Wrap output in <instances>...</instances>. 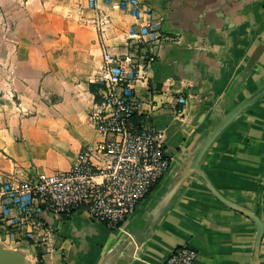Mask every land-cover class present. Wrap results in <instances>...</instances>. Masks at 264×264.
<instances>
[{"label":"crops","instance_id":"obj_1","mask_svg":"<svg viewBox=\"0 0 264 264\" xmlns=\"http://www.w3.org/2000/svg\"><path fill=\"white\" fill-rule=\"evenodd\" d=\"M140 1L163 32L176 37L159 45L148 77L134 86L141 117L166 134L169 167L115 229L82 210L50 217L54 248L38 264H161L181 245L196 250L194 264H264V230L256 248L254 221L205 184L256 214L264 227V95L208 147L199 163L203 176L190 168L214 127L264 84V49L246 71L264 43V0ZM86 2L0 0L3 175L67 170L84 145L100 139L88 120L96 89L90 77L103 44L117 54L131 50L129 31L137 21L116 0H97V9ZM101 11L109 24L99 31L93 20ZM178 96L185 98L181 114ZM9 248L24 249L34 261L24 247Z\"/></svg>","mask_w":264,"mask_h":264},{"label":"built area","instance_id":"obj_2","mask_svg":"<svg viewBox=\"0 0 264 264\" xmlns=\"http://www.w3.org/2000/svg\"><path fill=\"white\" fill-rule=\"evenodd\" d=\"M114 5L127 10L137 23L129 31V39L134 40L131 50L117 54L103 44L101 64L90 77L96 89L88 120L100 139L84 145L67 170L40 172L28 178L0 173V243L24 247L34 257L31 264H38L39 255L45 259V253L54 248L50 217L82 210L115 229L151 192L170 164L166 134L141 117L142 101L134 86L148 77L159 45L174 42L176 37L163 32L160 20L152 18L140 0H116ZM86 6L97 9V0H87ZM93 21L102 31L109 24V15L98 12ZM8 95L13 97V91ZM176 103L181 114L185 98L178 96ZM17 108L21 109L20 104ZM196 256L194 248L181 245L161 264H194Z\"/></svg>","mask_w":264,"mask_h":264},{"label":"water","instance_id":"obj_3","mask_svg":"<svg viewBox=\"0 0 264 264\" xmlns=\"http://www.w3.org/2000/svg\"><path fill=\"white\" fill-rule=\"evenodd\" d=\"M264 49V43L259 44L251 56L249 57L246 64V71L250 70L257 58L261 54ZM264 95V84L259 87L256 91L247 96L243 101L237 104L222 120L214 127V129L207 135V137L202 141L199 147L194 152L193 156L190 160V168L193 172L200 173L203 176V173L199 169V163L201 161L202 156L208 149V147L212 144L215 138L225 129V127L231 123L242 111H244L248 106H250L255 100ZM206 187L211 191V193L219 199L221 202L226 205L240 211L245 214L247 217L252 219L257 227V234L255 239V247L258 248L261 237L263 235V222L262 220L254 213L245 210L239 206L234 205L230 201H228L221 193H219L215 187L205 179ZM0 264H30L25 250L22 248H9L5 247L2 243H0Z\"/></svg>","mask_w":264,"mask_h":264},{"label":"trees","instance_id":"obj_4","mask_svg":"<svg viewBox=\"0 0 264 264\" xmlns=\"http://www.w3.org/2000/svg\"><path fill=\"white\" fill-rule=\"evenodd\" d=\"M140 119H141V117H140V116L136 117V120H137V121H139ZM157 182H158V181H157ZM157 182H156V183H157ZM156 183L153 185V187H152V189H151V190H153V188L155 187ZM39 258H40V255H39Z\"/></svg>","mask_w":264,"mask_h":264},{"label":"rangeland","instance_id":"obj_5","mask_svg":"<svg viewBox=\"0 0 264 264\" xmlns=\"http://www.w3.org/2000/svg\"><path fill=\"white\" fill-rule=\"evenodd\" d=\"M1 20H3V18H0V22H1ZM0 66H1V64H0Z\"/></svg>","mask_w":264,"mask_h":264}]
</instances>
